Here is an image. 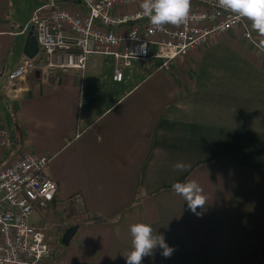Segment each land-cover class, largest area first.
<instances>
[{
    "label": "crops",
    "instance_id": "obj_1",
    "mask_svg": "<svg viewBox=\"0 0 264 264\" xmlns=\"http://www.w3.org/2000/svg\"><path fill=\"white\" fill-rule=\"evenodd\" d=\"M43 5L0 0V86L7 77L3 94L18 104L0 129L26 151L51 157L46 174L57 194L31 222L47 223L58 257L127 264L130 226L145 222L174 251L165 258L158 246L142 264H264V36L252 29L251 42L234 28L169 68L133 67L139 70L121 81L114 79L116 62L103 73L94 54L84 72L48 79L35 72L12 86L9 74L27 58L32 16ZM177 162L191 167L174 170ZM190 179L207 197L200 215L172 188ZM76 194L79 205L71 201Z\"/></svg>",
    "mask_w": 264,
    "mask_h": 264
},
{
    "label": "built area",
    "instance_id": "obj_2",
    "mask_svg": "<svg viewBox=\"0 0 264 264\" xmlns=\"http://www.w3.org/2000/svg\"><path fill=\"white\" fill-rule=\"evenodd\" d=\"M43 1L30 23L43 59L22 61L9 74L12 86L35 72L45 79L59 71L84 72L94 54L114 57V79L121 81L127 68H169L188 51L234 28H241L246 40L254 39L246 18L219 7L217 0H191L187 21L162 29L143 14L142 0H71L84 9L76 12L60 0ZM9 145V132L0 129V164ZM50 162L48 154L24 150L0 165V264H68L49 241L47 223L31 222L35 212L46 210L57 194V183L46 174ZM71 201L79 205L81 195Z\"/></svg>",
    "mask_w": 264,
    "mask_h": 264
},
{
    "label": "clouds",
    "instance_id": "obj_3",
    "mask_svg": "<svg viewBox=\"0 0 264 264\" xmlns=\"http://www.w3.org/2000/svg\"><path fill=\"white\" fill-rule=\"evenodd\" d=\"M217 2L218 6L224 10L251 21L252 29L264 36V0H217ZM190 6L191 0H142L140 5L143 14L157 29H162L164 25L179 26L186 22L189 18ZM258 47L264 49V41H261ZM190 167V164L184 162L173 165V169L178 171H184ZM172 188L177 195L183 197L193 213L200 215L197 209L204 208L207 197L202 186L195 179L176 182ZM130 234L132 248L125 255L127 264H142L143 258L152 255L158 246L162 249L161 255L165 258L170 257L174 251L166 243L163 235L154 234L149 223H133L130 226Z\"/></svg>",
    "mask_w": 264,
    "mask_h": 264
},
{
    "label": "rangeland",
    "instance_id": "obj_4",
    "mask_svg": "<svg viewBox=\"0 0 264 264\" xmlns=\"http://www.w3.org/2000/svg\"><path fill=\"white\" fill-rule=\"evenodd\" d=\"M97 58L98 62H99V66H100V70L103 73H107L111 70L112 68V64L113 62H115L113 57H110L109 55H97V56H93V58ZM90 59V58H89ZM143 68H141L140 70H142ZM139 69L137 68H127L124 70V74H128V72H135ZM7 83V77L3 79V85H5ZM3 85L0 86V120L1 123H6L7 125L9 124V119L10 117H13L16 113H17V109H18V104L16 102L11 101L10 99H8L6 97L5 94H3L2 88ZM5 127V126H4ZM11 143V140H10ZM24 144V150L26 149V144ZM15 158V157H14Z\"/></svg>",
    "mask_w": 264,
    "mask_h": 264
},
{
    "label": "water",
    "instance_id": "obj_5",
    "mask_svg": "<svg viewBox=\"0 0 264 264\" xmlns=\"http://www.w3.org/2000/svg\"><path fill=\"white\" fill-rule=\"evenodd\" d=\"M24 53H25L26 57L29 59H34L40 53L39 44H38V41L34 35V29L33 28L31 29V31L28 34ZM78 230H79V226H77V225L69 228L63 236V239H62L63 245L69 246L71 241H72V238L75 236V234L77 233Z\"/></svg>",
    "mask_w": 264,
    "mask_h": 264
},
{
    "label": "trees",
    "instance_id": "obj_6",
    "mask_svg": "<svg viewBox=\"0 0 264 264\" xmlns=\"http://www.w3.org/2000/svg\"><path fill=\"white\" fill-rule=\"evenodd\" d=\"M69 1L71 2V0H69ZM59 2L63 5V2L61 0ZM63 6L66 7L65 5H63ZM10 140H11V143H10L6 153L3 155V161H1L0 165L8 164L10 160H12L14 157H16L17 155H19L20 153H22L24 151L23 141H21L19 137H14L10 134ZM136 199H135V201H138V199L137 200ZM89 215H91V214H89ZM60 247L62 248L65 246L60 244Z\"/></svg>",
    "mask_w": 264,
    "mask_h": 264
}]
</instances>
